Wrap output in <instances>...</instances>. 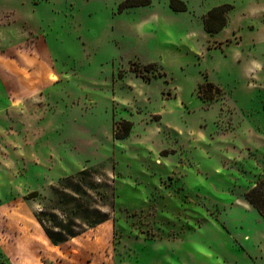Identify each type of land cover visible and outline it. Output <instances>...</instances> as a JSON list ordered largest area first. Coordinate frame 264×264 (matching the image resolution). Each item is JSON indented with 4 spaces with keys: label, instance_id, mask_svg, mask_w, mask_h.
<instances>
[{
    "label": "rangeland",
    "instance_id": "obj_1",
    "mask_svg": "<svg viewBox=\"0 0 264 264\" xmlns=\"http://www.w3.org/2000/svg\"><path fill=\"white\" fill-rule=\"evenodd\" d=\"M123 1L0 0V264H264V0Z\"/></svg>",
    "mask_w": 264,
    "mask_h": 264
},
{
    "label": "trees",
    "instance_id": "obj_2",
    "mask_svg": "<svg viewBox=\"0 0 264 264\" xmlns=\"http://www.w3.org/2000/svg\"><path fill=\"white\" fill-rule=\"evenodd\" d=\"M152 0H125L120 3V11L127 7L148 5ZM179 3V2H178ZM180 6H177V1L174 0L172 5L177 8V10L186 9L185 4L180 2ZM231 5H222L214 7L209 11L208 15L205 17V28L211 33H216L223 30L228 23V14L231 9ZM221 94V88L216 86L211 81H206L199 86V95L205 101H210L216 99ZM133 128V122L131 120H121L117 123V138H126L130 135ZM245 197L249 204L253 206L263 217H264V177L257 180L255 185L246 192ZM71 231V230H69ZM69 235L75 236L74 232H69ZM54 244H59L67 240L65 236L57 237L52 233H49Z\"/></svg>",
    "mask_w": 264,
    "mask_h": 264
}]
</instances>
